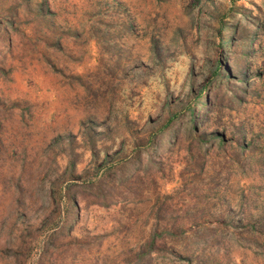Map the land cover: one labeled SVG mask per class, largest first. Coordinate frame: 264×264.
Instances as JSON below:
<instances>
[{
    "label": "rangeland",
    "instance_id": "374dc122",
    "mask_svg": "<svg viewBox=\"0 0 264 264\" xmlns=\"http://www.w3.org/2000/svg\"><path fill=\"white\" fill-rule=\"evenodd\" d=\"M0 264H264V0H0Z\"/></svg>",
    "mask_w": 264,
    "mask_h": 264
}]
</instances>
